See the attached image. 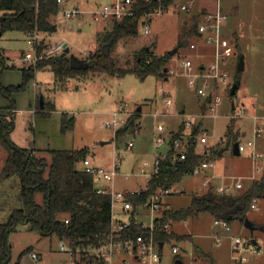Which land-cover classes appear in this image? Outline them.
I'll use <instances>...</instances> for the list:
<instances>
[{
	"label": "rangeland",
	"instance_id": "1",
	"mask_svg": "<svg viewBox=\"0 0 264 264\" xmlns=\"http://www.w3.org/2000/svg\"><path fill=\"white\" fill-rule=\"evenodd\" d=\"M72 1L77 2L81 8L90 10L108 0H69L67 5ZM216 1L175 0L169 10L141 20L136 34L118 39L111 46V55L119 57L122 62L129 60L130 64H133L135 53L142 47H150L156 54L168 52L176 47L183 21L189 20L193 13L212 8ZM183 3L191 4L190 11L181 8ZM219 3L228 15L223 31L233 39L235 53L225 63L227 82L224 84L219 80L212 81L210 90L221 98L216 109L211 110L206 97L197 92L202 79L187 74L183 65L186 58H191L194 62L192 71H196L200 63L208 67L213 60L212 48L203 43L202 39L192 36L175 53L169 55L165 75L139 76L127 73L116 76L88 70L72 73L59 82L49 67L37 69L24 89L12 94L15 117L14 128L10 132L11 140L20 147L34 149L36 155L45 157L48 162L51 159V149L88 147L95 164L111 167L114 162H118L119 167L114 178L115 189L138 190L145 188L148 182L147 175L140 173L143 163H146V173L150 174L154 169L155 160L167 155L168 138L170 139L172 134L178 133L177 138L183 141V144L177 145L175 151L186 149L187 140L195 131V150L201 153L226 147L225 134L231 124L238 131V137L245 135L238 140L252 139L255 126L258 124L264 127V118L255 119L256 114H264V0H219ZM1 13L0 11V16ZM51 19L56 23V30L50 34L40 32L39 38L49 44L66 42L69 47V53L66 55L68 59L70 53L88 59L90 53L102 47L106 24L92 20L88 12L67 18L60 11L52 15ZM144 23L149 28L147 33L144 31ZM112 26L113 24H107L106 30ZM194 40L203 43L196 50L189 47L190 42ZM0 47L7 64L10 65L1 73L2 84H20L21 68L33 64L22 59L23 52L31 50V35L17 29L5 30L0 37ZM240 54L244 57V69L239 73L236 93L230 95L231 86L237 77ZM40 98L54 103V109L48 115L35 113ZM167 98L170 103H166ZM7 105L8 99L0 93V106ZM119 106L124 107L130 116L124 125L125 130L123 127L114 131L104 123ZM240 110L244 112L240 113ZM64 113L68 118L73 116L74 126L62 130ZM132 119L133 122H130ZM185 121H190V124L187 125ZM158 123L164 126L161 134L166 136V141L160 144L155 140L159 134L156 129ZM203 132L207 138L205 142L200 141ZM129 141L133 144L128 148ZM256 142L257 148L264 152V132L256 137ZM5 154L0 145V167ZM211 159L215 166L208 170L207 175L202 172L185 174L179 183L170 188L169 193L162 195L158 209L138 206L136 219L148 226L163 208L176 209L187 206L194 192H204L208 189V186L203 185V179L212 174H215L213 181L218 183L222 176L227 177V181H230L231 176H241L243 187L233 192L236 194L245 187L249 175H259L255 168L263 163L262 159L253 161L247 151L233 154L231 145L222 154ZM125 174H128V177L125 178ZM107 185L111 187V183ZM19 188L18 175H11L0 182V221L6 220L10 207L19 205L16 200ZM35 199L42 203V193L36 192ZM256 206L250 208L246 214L247 218L257 224L253 230L246 227L240 218L235 217L228 219L231 229L225 231L214 223L216 216L207 210L197 211L186 220L172 222L170 229L190 233L191 239L170 238L165 241L159 248L161 264L174 263V253L171 251L174 244L181 246L182 251L183 248L191 251L193 245L201 246L206 252L197 253L193 250V254L202 260L204 253H207L212 258L210 264H264V197L257 199ZM130 212L131 209L128 212L121 211L117 203L113 208V217L128 220ZM16 230L17 233L10 235L14 245V257L18 247L22 250L32 245L41 249L42 258L37 259V264H72L73 256L66 240H60L54 234L41 237L37 231L29 230L24 224L18 225ZM235 236H239L242 242L241 246L234 250ZM218 237L220 243H217ZM61 244L64 249H61ZM254 247L259 251L253 252ZM94 250L96 249L91 248L89 252ZM182 257L185 263L184 256ZM120 263L144 264L130 251L121 252L119 257L117 256L116 264Z\"/></svg>",
	"mask_w": 264,
	"mask_h": 264
},
{
	"label": "trees",
	"instance_id": "2",
	"mask_svg": "<svg viewBox=\"0 0 264 264\" xmlns=\"http://www.w3.org/2000/svg\"><path fill=\"white\" fill-rule=\"evenodd\" d=\"M175 0H164V4H172ZM159 4L158 1L147 2L140 0L136 17L118 21L111 29L104 30L102 43L111 41V46L123 36L137 33L139 17L146 11L153 10ZM62 4L57 0H0V37L5 30L17 29L24 33L50 34L57 28L51 16L60 12ZM202 9L200 12H203ZM193 13L189 20H184L181 34L176 46L184 45L190 37L195 36L197 29L198 13ZM48 45L43 39L36 40V48L41 51ZM178 50V49H177ZM168 52L156 54L150 47H142L135 53L134 63L122 60L109 53L105 55L102 48L88 55V68L74 69L69 66V59L64 56L55 58L51 56L42 58L35 63L22 67V81L20 84L4 85L1 82L3 69L10 66L6 62L3 49L0 47V93L9 101V105L0 106V145L5 150V158L0 167V182L11 175H18L20 188L16 194L19 205L10 207V212L4 221H0V264H8L11 260L12 246L10 235L18 225L27 224L30 230L37 231L41 236L56 235L60 240H66L70 247L73 259L78 263L82 261H95L103 264V258L89 252L91 248H98L110 239L135 241L138 235L148 238L152 232L153 238L158 242L159 248L170 238L182 240L190 238L188 233H178L170 229V224L175 221L185 220L200 210L210 211L213 215L223 212L236 204L240 205L233 218L241 220L247 217L251 201L254 197H264V159L263 170L254 179L248 180L245 187L238 193H217L210 186L204 192H194L190 203L181 208H163L159 215L153 219L152 229L144 228L142 222L135 217L138 206L148 200L153 194L164 189L171 188L179 183L185 174H191L194 167L203 160L211 159L219 154V149L197 152L195 150L196 132L188 138V146L185 149V158H174V140L178 133L172 134L169 140V151L166 156L158 157V167L150 175L145 188L139 191H130L126 199L131 203V212L127 225L120 230H112L111 200L108 193L100 192L95 184L93 174L84 170L80 165L88 157L89 148H57L51 149V159L48 162L45 157L36 155L34 149L20 147L10 138V132L14 128L15 104L12 94L24 89L27 81L34 77L37 69L49 67L57 81L61 82L65 77L80 71L104 72L109 75L123 76L127 73L165 75ZM241 55V54H240ZM241 71L236 69L239 82ZM236 93V91H235ZM234 93V94H235ZM233 94V95H234ZM231 95V94H230ZM35 110L37 115H48L54 109V103L42 98ZM133 122V119L130 122ZM74 126L73 116H62V130ZM239 133L233 125H229L225 134L226 147L224 150L238 141ZM190 138L193 141L190 142ZM47 170V174H45ZM242 188V187H241ZM36 192L43 195L42 203L35 199ZM67 220V221H66ZM168 223L169 229L164 225ZM257 227V224L253 222ZM31 250V246L21 251L20 256ZM197 253L202 252L196 249ZM206 264H210L212 258L204 253ZM18 260L16 261L17 264Z\"/></svg>",
	"mask_w": 264,
	"mask_h": 264
},
{
	"label": "built area",
	"instance_id": "3",
	"mask_svg": "<svg viewBox=\"0 0 264 264\" xmlns=\"http://www.w3.org/2000/svg\"><path fill=\"white\" fill-rule=\"evenodd\" d=\"M69 0H57L60 4L63 5L60 11L63 12L65 17H72V16H81L84 13H89L90 18L94 21H101L104 24V29L107 28V24H114L118 21H123L125 19H130L136 17L138 4L140 0H108L104 3L99 4L97 7L93 9H85L81 8L77 2H71L70 5L68 4ZM147 2L151 1H158L159 4L151 11H146L142 13L139 17V23L141 20L147 18L152 14H161L164 11L169 10L170 6L173 4H164V0H145ZM181 8L186 11H190L191 4L190 3H183ZM200 12V11H199ZM228 19L227 13L224 12L223 8L221 7L219 0L216 1L215 5L212 8H205L203 12L198 13V21H197V29H196V38L199 40H203V43L208 44L212 48V56L213 60L211 64L207 67L204 63H200L198 69L196 71H192L194 67V62L191 58H186L183 61V65L187 70V74L194 75L202 79V84L200 87L197 88V92L205 96L206 99L210 103V109L214 110L219 105L221 98L217 94H213L210 90L212 85V81L219 80L221 83H226V69L225 63L227 59L235 53L234 50V41L233 39L229 38L224 34V24ZM144 31L147 33L149 32L148 25L144 23ZM31 35V50L24 51L22 54V59L24 62L28 63H35L37 60L42 58H48L51 56H56L64 49L65 42H57L55 44H49L43 48L41 51H38L36 48V40H39L40 36L37 32L28 33ZM201 43V44H200ZM199 41H191L189 47L193 50H196L200 45L203 43ZM166 103H170V99H166ZM244 112V111H243ZM240 110V113H243ZM130 113L124 109V107L119 106L112 112V117L105 121V125L112 129L117 130L123 128L124 125L127 123ZM187 125L190 124V121H185ZM157 131L159 134L156 136L155 140L158 144L163 143L166 141V136L162 135L161 133L164 131V126L161 123H158L156 126ZM264 132V127L262 125H256L254 128V137L252 139L246 140H238V150L239 152H248L251 155V158L254 161L259 159H264V152L260 151L257 148L256 137L260 136ZM168 140H170L168 138ZM207 140L205 132L203 135L200 136V141L205 142ZM132 141L127 143V147L132 146ZM183 144L182 139H175L174 140V149H176L177 145ZM174 158L176 159H183L185 158V149L182 150H175L174 151ZM82 167L87 172L93 174L95 184L97 186L98 191L108 193L110 195L111 200V210H112V230H120L124 228L127 221L122 220H115L113 218V208L114 206L120 202L123 211L128 212L132 206L131 203L126 199V194L130 191L126 190H115L113 186L106 187L102 184H99L103 181L106 182H113L114 177L117 174V168L119 167L118 162H114L111 167H105L102 165L95 164L91 161L89 157H86L81 162ZM145 165L141 167V173L145 172ZM215 166L214 161L212 159L203 160L199 165L193 168L191 174H198L200 172H204L210 168ZM158 167V159L154 162V170ZM259 174L263 170V163L262 165H257L255 168ZM258 175L254 174L250 176V180L256 178ZM125 177H128V174H125ZM214 175H209L204 181L203 185L212 187L213 190L217 193H233L235 190L240 189L243 187V178L241 176H231L230 181H227V177L222 176L221 181L214 182L212 179ZM170 188L162 190L163 192H158L153 194L148 200L143 203V206L153 209H158L161 205V197L165 193L170 192ZM258 197H254L251 201L250 208H256V201ZM67 221V220H66ZM214 223L216 225H220L225 231H229L230 225L228 219L215 217ZM143 225V223H142ZM144 228H151L153 227V222L151 225L145 226ZM165 229H169V224L166 223L164 225ZM233 249L239 248L242 242V239L239 236L233 237ZM221 240L218 237L217 243H220ZM61 249H64V245L62 244ZM91 253L97 255V257L103 258V264H116L117 260V253L118 252H127L130 251L134 254L135 258L144 264H160L161 263V253L159 250L158 242L153 238L152 232L150 233L148 238H144L142 235H138L133 241L132 239H125L115 240L110 239L107 243L103 244L98 248H94ZM172 253L177 254L179 253L180 249L177 245H173L171 248ZM258 248L254 247L253 252H258ZM28 254L31 258L37 259L38 253L35 250L28 251ZM191 259L189 263L186 264H203L205 259H199L196 257L192 252L190 253ZM244 259L245 257L242 256ZM72 264H97L95 261H82L78 263L74 259L72 260ZM123 264V263H120Z\"/></svg>",
	"mask_w": 264,
	"mask_h": 264
},
{
	"label": "water",
	"instance_id": "4",
	"mask_svg": "<svg viewBox=\"0 0 264 264\" xmlns=\"http://www.w3.org/2000/svg\"><path fill=\"white\" fill-rule=\"evenodd\" d=\"M110 44L111 41H108L106 43H104L102 45V51L105 55H109L110 53ZM178 46L174 47L173 49L169 50L168 53L169 54H173L177 51ZM69 53V47L67 46V43H64V49L62 50V52H60L58 55L55 56V58H61L66 56ZM69 66L71 68L74 69H79V68H88L89 67V62L84 59V58H79L76 55H74L73 53L69 54ZM244 69V57L243 55H240L238 58V62H237V70L241 71ZM165 71L167 70V68L165 67L164 69ZM239 82H235L232 84L231 86V90H230V94L233 95L236 91V89L238 88ZM138 110H140V107L138 108ZM124 130L126 129V127L123 128ZM193 141V138H190V142ZM103 143V142H102ZM224 151L223 148H221L219 150V154H221ZM232 152L235 155H238L240 152L238 150V141H235L232 144ZM240 208L239 204L234 205L233 207L224 210L223 212L220 213H216L215 216L217 217H221V218H226V219H232L233 215L238 211V209ZM243 224L248 227L249 229L253 230L254 228H256L255 224L253 223V221H251L249 218L245 217L243 218ZM260 228L262 229L263 226H260ZM253 242H255V239H253Z\"/></svg>",
	"mask_w": 264,
	"mask_h": 264
},
{
	"label": "crops",
	"instance_id": "5",
	"mask_svg": "<svg viewBox=\"0 0 264 264\" xmlns=\"http://www.w3.org/2000/svg\"><path fill=\"white\" fill-rule=\"evenodd\" d=\"M202 48V47H201ZM200 48V49H201ZM256 116V120L258 119V120H261V119H263L264 118V114H256L255 115ZM258 122V121H257ZM258 125V124H257ZM244 130V129H243ZM244 132H246L245 130H244ZM245 136V135H244ZM243 136V137H244ZM242 137V138H243ZM257 143V142H256ZM223 153V152H222ZM221 153V154H222ZM90 159H91V157H90V154H89V156H88ZM158 159V158H157ZM91 161H92V159H91ZM254 161V160H253ZM93 162V161H92ZM81 165V164H80ZM99 165V164H98ZM82 166V165H81ZM103 166V165H102ZM106 167V166H105ZM214 168V167H213ZM211 169V168H210ZM154 170V169H153ZM209 170V169H208ZM208 170H206V171H204V172H202V173H204V175L206 174H208ZM141 173V172H140ZM153 173V171L150 173V174H148V173H146V168H145V172L144 173H141V174H145V175H147V177H146V180L148 181V179H149V177H150V175ZM117 175V174H116ZM212 175H214V178H215V174H212ZM252 175H254V174H251V175H249L247 178H248V180H250V176H252ZM125 176V175H124ZM115 178V177H114ZM126 178V177H125ZM207 178V177H206ZM205 178V179H206ZM213 178V179H214ZM205 179H203V181L205 180ZM212 179V180H213ZM146 181V182H147ZM215 182V181H214ZM109 183H111V186H113L114 187V180H113V182H106V181H103V182H101V183H99V184H102V185H104V186H106V187H110L109 185H107V184H109ZM142 188H144V187H141V188H139L138 190H128V189H123V190H126V191H139V190H141ZM115 189V188H114ZM115 190H117V189H115ZM118 204H119V208H120V210L121 211H123V209H122V206H121V204H120V202H118ZM123 212H125V211H123ZM113 215H114V213H113ZM114 218V217H113ZM115 220H122V221H127V219H122V218H114ZM186 220V219H185ZM182 221V220H181ZM141 222V221H140ZM25 226H27V224H24ZM28 227V226H27ZM29 229V228H28ZM30 230V229H29ZM15 233H17V230H15L14 232H12L11 234L13 235V234H15ZM178 233H185V232H178ZM188 234H190V233H188ZM191 236V235H190ZM42 237V236H41ZM191 239V238H190ZM10 242H11V240H10ZM62 245V244H61ZM174 245H177L178 247H179V249L181 250V252L179 251V253H177V254H174V257H175V261H174V263L173 264H186V263H189V261H190V259H191V255H190V253L192 252L193 253V250L196 252V249L198 248V249H200L202 252H206L201 246H198V245H193V247L191 248V251H187V249H185V248H183V251H182V248H181V246H179L178 244H174ZM11 246H12V255H11V264H16L15 262L18 260V262H17V264H37V259H41L42 258V255H41V249L39 248V249H36L35 247H33L32 245H30V246H32L31 247V250H35L37 253H38V258L37 259H33V258H31L30 256H29V254H28V252H26V253H24L23 255H21L20 256V253H21V251L22 250H24V248L22 249V250H20L21 249V247H18V249H16V254H15V257H14V245H13V242H11ZM123 252V251H122ZM121 252H118L117 253V256L119 257V254H120ZM182 253L184 254V255H182ZM182 256H184V259H185V263H183L184 262V260H183V257ZM13 257H14V259H13ZM9 264V263H8ZM161 264V263H160Z\"/></svg>",
	"mask_w": 264,
	"mask_h": 264
}]
</instances>
